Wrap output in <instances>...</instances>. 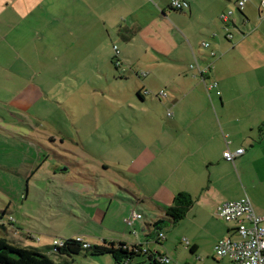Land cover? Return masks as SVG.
Returning a JSON list of instances; mask_svg holds the SVG:
<instances>
[{
	"label": "crops",
	"instance_id": "0c3cea01",
	"mask_svg": "<svg viewBox=\"0 0 264 264\" xmlns=\"http://www.w3.org/2000/svg\"><path fill=\"white\" fill-rule=\"evenodd\" d=\"M171 1L0 0V28L27 24V29L37 36H30V40L47 44L52 33L56 47H89L91 59L93 47L95 51L107 48L106 60L112 57L113 47L118 48V56L114 54L111 59L119 61L118 66L114 65L118 75L113 80L118 88L127 90L123 94L135 96L139 116L133 123L132 135L124 134L119 140V155L126 159L116 163L120 166L116 178L99 176L94 156L85 150L86 169L94 181L85 193L83 207L75 213L94 225L98 233H80L81 240L89 245L123 243L129 249L137 246L144 254L159 253L168 258L160 248L173 242L175 249L181 245L192 258L182 264H197L202 260L199 256L207 257L211 252L213 259H225L230 264L228 258L215 255V245L224 237L237 239V223L216 217V207L247 197L254 213L264 216V49L258 52V38H251L256 31L264 36V22L245 34L248 17L238 10L243 30L233 20L230 0H185L188 8L184 10L171 8ZM225 11H231V16L221 29L225 39L222 42L216 21ZM227 33L233 34L231 40L226 39ZM237 34L240 37L235 43ZM139 40L152 54L145 60L135 57L132 66L137 69L127 72L122 68L123 48L118 42L133 46ZM203 42L209 43L208 49L215 57L202 59ZM90 75L89 79L91 72ZM84 77L85 84L91 86ZM212 82L216 86L207 89ZM91 92H101L103 97L107 90L94 87ZM147 100L160 106H144ZM105 121L106 131H97L104 143L109 135L108 120ZM76 138L72 142L81 144V135ZM239 148L245 152L233 162L223 158L226 149L234 152ZM112 167L109 160L101 157V173L109 174ZM100 177L106 178L105 183ZM179 193L188 194L192 205L183 219L170 228L173 232L168 235L169 230L163 229L164 237L156 242L151 224L167 221L166 210ZM132 212L142 217L127 226L124 220ZM11 224L16 226L15 221ZM1 228L3 237L14 245L43 253L58 239L53 230L35 240L29 233H10L6 226ZM79 258L73 256L71 264ZM55 259L59 264L62 261L57 256ZM135 264L152 263L145 258Z\"/></svg>",
	"mask_w": 264,
	"mask_h": 264
},
{
	"label": "rangeland",
	"instance_id": "374dc122",
	"mask_svg": "<svg viewBox=\"0 0 264 264\" xmlns=\"http://www.w3.org/2000/svg\"><path fill=\"white\" fill-rule=\"evenodd\" d=\"M237 1L230 0L228 4L234 13L233 20L243 29ZM240 10L249 20L245 34L254 32L258 25L264 22L262 0H246L245 6ZM227 13L228 11H225L223 14ZM221 15L216 21L217 31L221 41L225 42L221 34V29L225 28L220 19ZM2 26L0 237L4 235L1 226H6L12 231L10 233H29L35 240L51 230L54 232L53 236L58 237L55 239L58 241L81 239L80 233L96 234L98 232L94 225L86 222L81 214L75 213L83 207L85 193L91 185L93 186L91 181H94L86 169L88 163L85 150L94 156L93 162L94 166L98 167L99 176L110 179L117 177L120 166L116 163L126 159L123 160L119 155L122 151L119 140H122L121 136L124 134L132 135L133 123L139 116L136 111V98L134 95L123 94L122 92L127 90L118 88L117 81L113 80V76L118 75L112 61L115 58L113 49L112 57L106 60L107 48L95 51L93 47L91 59L89 47L77 45L75 48H69L63 44L56 47L52 33L48 43L42 44L37 39L30 40V36H37L33 35V30L27 29V24L14 25L12 28ZM238 37V34L235 35L234 42ZM251 38H258V52L261 47L264 49V36L256 31ZM205 41L210 42V39L206 38ZM208 42L203 44H209ZM118 43L120 48H123L122 68L127 72L137 69L132 66L135 57L140 56L145 60L152 54L143 40L136 41L133 46H121L122 43ZM108 50L111 55V47H108ZM200 52L202 59H208L212 51L200 46ZM90 72L92 78L89 79ZM58 73L61 76L56 75ZM82 73L88 77L87 81L91 86L85 84ZM132 76L135 77L134 74ZM94 87L106 89V95L102 97L101 92L93 94L91 89ZM144 106L152 109L153 106L160 105L147 100ZM120 107L124 108L125 112H121ZM123 115L126 118H123ZM105 120H108L109 126L106 143L102 142L103 138L98 133V130L103 133L106 131ZM77 134L82 137L81 144L72 142V139L77 141L74 140ZM101 157L113 164L109 174L101 173ZM106 178L100 177L101 182L105 183ZM122 196L126 197L125 194ZM14 221L16 226L11 224ZM165 228L169 230L168 235L173 232L170 229L172 226L167 222L163 226V229ZM73 235L76 236L72 237ZM172 238L174 234L171 235ZM177 247L175 249L172 242L162 246L160 250L177 264H182L186 258L192 259L187 250H182L181 245ZM211 253L207 257L199 256L202 260L197 264H226L225 259H213ZM79 256L81 258L75 264H116L110 255L90 256L81 253ZM140 260L144 261L145 258L136 257L130 263L135 264Z\"/></svg>",
	"mask_w": 264,
	"mask_h": 264
},
{
	"label": "built area",
	"instance_id": "2783aa9c",
	"mask_svg": "<svg viewBox=\"0 0 264 264\" xmlns=\"http://www.w3.org/2000/svg\"><path fill=\"white\" fill-rule=\"evenodd\" d=\"M246 0H238L237 8L242 9ZM264 5V0H262ZM170 7L175 10H184L188 8V2L185 0H172ZM231 16V11L227 14H222L220 19L224 24H227ZM226 39L231 40L232 34L227 33ZM205 48L209 47V44L204 43L202 45ZM114 54L118 56L119 51L116 46L113 47ZM211 57H215V53H210ZM115 66L119 65V61H116ZM192 67V66H190ZM215 82L210 85H206L207 89L214 88ZM160 96H165L163 92H160ZM219 94V92H217ZM167 116H171V112H167ZM244 149L239 148L234 152L226 149L222 156L228 162H233L236 157L244 154ZM215 216L222 219L225 222H236L237 239L232 240L230 237H224L219 239L215 245V255L218 258H228L230 264H264V216H258L254 213L251 203L247 197L241 198L236 201H227L218 205L215 209ZM142 216L136 212H132L125 220L127 226H132L133 222L140 219ZM159 239L164 237L163 233H159ZM79 240V239H78ZM184 242H187L185 239ZM64 240H54L52 247H62ZM84 248H89L88 243H83ZM161 261L164 264H177L168 257L162 258Z\"/></svg>",
	"mask_w": 264,
	"mask_h": 264
},
{
	"label": "trees",
	"instance_id": "16d2710c",
	"mask_svg": "<svg viewBox=\"0 0 264 264\" xmlns=\"http://www.w3.org/2000/svg\"><path fill=\"white\" fill-rule=\"evenodd\" d=\"M191 205L192 199L188 194H177L172 206L166 210V222L171 226L176 225L183 219ZM166 222L157 220L151 224L152 238L156 242L159 241L158 235L163 233V226ZM83 243L86 242L81 239L70 238L64 240L62 247L50 246L48 251L43 253L34 248L14 245L5 237H0V264H59L53 260L51 255L62 258L60 264H71V258L81 253L90 256L110 255L116 264H128L134 258L142 256L152 264H164L161 259L166 257L159 253H154L153 255L144 254L139 247L132 246L129 249L123 243H118L116 246L113 243L108 245H89V248H84Z\"/></svg>",
	"mask_w": 264,
	"mask_h": 264
}]
</instances>
